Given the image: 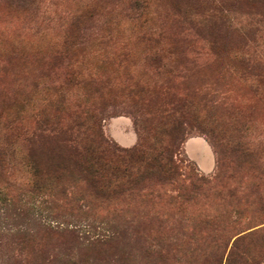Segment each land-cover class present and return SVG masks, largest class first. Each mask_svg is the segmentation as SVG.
<instances>
[{
	"label": "rangeland",
	"instance_id": "374dc122",
	"mask_svg": "<svg viewBox=\"0 0 264 264\" xmlns=\"http://www.w3.org/2000/svg\"><path fill=\"white\" fill-rule=\"evenodd\" d=\"M263 10L248 0H0V264H144L137 233L123 230L124 219L142 215V207L123 205L118 222L101 206L33 188L34 180L69 186L78 169L57 142L30 145L24 138L90 108L107 139L131 147L141 105L162 107L169 93L185 96L195 86L200 94L188 99L198 121L226 116L240 84L220 62L234 49V56L264 57ZM252 25L260 31L252 34ZM223 90L225 104L212 112L210 101ZM188 131L182 163L213 175L214 148L199 128ZM123 135L134 143L122 145ZM197 136L213 158L198 147L187 150V140ZM192 156L204 157L212 170L201 171ZM228 234L222 264H243L248 246ZM253 241L252 255L264 264V227ZM191 243L197 254L207 244L196 233Z\"/></svg>",
	"mask_w": 264,
	"mask_h": 264
},
{
	"label": "trees",
	"instance_id": "16d2710c",
	"mask_svg": "<svg viewBox=\"0 0 264 264\" xmlns=\"http://www.w3.org/2000/svg\"><path fill=\"white\" fill-rule=\"evenodd\" d=\"M248 1L252 6L264 4V0ZM258 13L264 15V10ZM220 16L225 24L227 15ZM249 30L255 34L260 27ZM234 53L220 62L221 69L240 84V97L226 107V116L211 114L209 120L198 121L192 111V99L200 94L195 86L186 87L189 91L181 93L185 96L169 93L170 101L162 107L141 105V115L135 118L138 141L131 147L107 139L100 130L99 114L90 108L60 127L54 124L51 129L32 131L24 138L28 144L36 139L55 141L78 169L69 186L34 180L33 188L57 191L70 200H82L87 207L96 204L112 211L118 222L123 205L135 210L142 207V215L135 212L124 219L123 230L137 233L144 264H222L228 232L234 243L248 246L243 264H258L252 246L253 237L264 227V137H260L264 133V57ZM225 93L217 101L211 99L212 112L225 104ZM195 127L207 136L216 153L211 176L194 171L179 157L188 130ZM246 170L251 173L245 175ZM72 189L74 195H70ZM90 211L83 210L85 215ZM195 233L201 246L207 243L198 254L191 243ZM210 244L213 248L208 252Z\"/></svg>",
	"mask_w": 264,
	"mask_h": 264
},
{
	"label": "crops",
	"instance_id": "0c3cea01",
	"mask_svg": "<svg viewBox=\"0 0 264 264\" xmlns=\"http://www.w3.org/2000/svg\"><path fill=\"white\" fill-rule=\"evenodd\" d=\"M134 141L135 139L133 137L126 135H123L122 139H119V142L124 146H130L134 143ZM192 146L201 148L205 154H207L208 156L212 155L213 158L212 148L205 138L201 136L189 138L186 143L187 150L189 147L191 148ZM192 158L197 162L201 171L208 173L212 170L213 165L211 164V162H208V160H205L204 157L196 158V156H192Z\"/></svg>",
	"mask_w": 264,
	"mask_h": 264
}]
</instances>
